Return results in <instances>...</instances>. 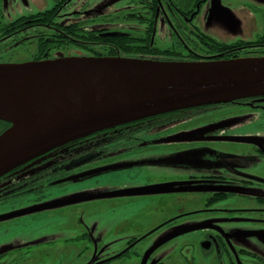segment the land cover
<instances>
[{
  "label": "flooded vegetation",
  "instance_id": "flooded-vegetation-1",
  "mask_svg": "<svg viewBox=\"0 0 264 264\" xmlns=\"http://www.w3.org/2000/svg\"><path fill=\"white\" fill-rule=\"evenodd\" d=\"M10 1L0 0V65L63 58L205 62L264 57V35L226 44V51L210 47L219 42L193 24L209 0H46L45 6L28 10L23 7L27 2L18 0L17 10H6ZM94 9L107 11L88 15ZM257 114L264 118V98L164 113L89 137L53 160L62 164L88 154L89 164L80 170L43 185H36L39 178L27 167L3 174L0 207L26 196L41 201L47 188L83 180L55 184L68 177L125 166L92 175L113 173L117 179L97 184L95 199L77 204L78 217L85 212L100 222L113 217L114 223L110 228L100 224L90 234L78 232L67 248L44 250L55 264H264V141L229 136L228 129L231 122H243L241 116L250 122ZM187 126L202 132L168 144L166 152L144 144L165 138L172 129L184 133ZM151 172L158 177L151 180ZM180 196L193 197L194 208H175L177 214L165 218V205L175 206L170 200ZM146 203L151 214L141 209ZM135 217L147 222L139 225ZM77 221L82 227L84 221Z\"/></svg>",
  "mask_w": 264,
  "mask_h": 264
},
{
  "label": "water",
  "instance_id": "water-1",
  "mask_svg": "<svg viewBox=\"0 0 264 264\" xmlns=\"http://www.w3.org/2000/svg\"><path fill=\"white\" fill-rule=\"evenodd\" d=\"M261 97L264 57L205 62L63 58L0 65V121L10 126L0 135V176L91 133ZM123 167L90 170L55 184Z\"/></svg>",
  "mask_w": 264,
  "mask_h": 264
},
{
  "label": "rangeland",
  "instance_id": "rangeland-1",
  "mask_svg": "<svg viewBox=\"0 0 264 264\" xmlns=\"http://www.w3.org/2000/svg\"><path fill=\"white\" fill-rule=\"evenodd\" d=\"M23 1H26L28 5L23 6L25 10L31 7L39 9L46 3V0ZM10 2L12 4L7 6L6 10L19 8L18 0H11ZM215 10H220L227 15L217 14ZM106 11L94 9L88 12V15L104 14ZM193 24L198 27L203 35L205 34L224 45L233 44L237 41H257L260 36L264 35V0H209L207 5L203 7L202 13L194 19ZM260 118L261 116L257 114L252 120L249 119L250 122H247V116H241L240 119L243 122H231L232 125L228 128L230 130L229 136L264 141V118ZM193 127L187 126L184 133L170 129L171 133L165 134V138L144 144L148 145L149 148L154 145L152 147L154 152H166L170 150L168 144L185 141L187 140L186 137L190 135H200L197 133L202 131L196 133L191 130ZM112 174H103L100 178L90 177L80 180V182H69L49 187L45 192L46 198L41 201L36 200L35 202L34 197L26 196L15 202L10 201L11 205L0 207V217L25 211L24 214L16 217L0 220V264H55V258H48L43 254L44 250L51 247L56 249L67 248L74 241L73 237L79 235L78 232L90 234L92 229L97 228L98 225L100 227V224L102 227L110 228L109 226L112 222L114 223L115 218L108 217L109 219H103L100 222L96 216L90 218L85 212L78 217L80 208L77 207V204L93 201L97 196L95 186L99 184L101 187L103 184L110 183L112 179L116 180L117 178L111 176ZM156 174L151 172V180L158 177ZM97 181L99 182L97 183ZM175 199L170 200L175 206L168 204L163 208L165 218L176 215L175 208H182L183 210H179L185 212L194 208L191 204L193 199L191 196H180L179 199ZM159 200L154 201V204H157ZM33 202L36 205H31ZM140 206L144 210L148 208L147 214H151L150 203ZM78 219L84 221L82 227L78 225ZM136 220L139 225L147 222V219L138 217H135L134 221Z\"/></svg>",
  "mask_w": 264,
  "mask_h": 264
},
{
  "label": "trees",
  "instance_id": "trees-1",
  "mask_svg": "<svg viewBox=\"0 0 264 264\" xmlns=\"http://www.w3.org/2000/svg\"><path fill=\"white\" fill-rule=\"evenodd\" d=\"M210 47L213 50L216 49L218 51L219 50L226 51V49L230 48L229 46H225L224 44H219L216 42H215L214 46H210ZM233 47H235V46H233ZM119 58H126V59L133 58V59L149 60V58L140 57V56L139 57H119ZM152 60H154V59H152ZM216 60H222V59H216ZM216 60H211V61H216ZM261 98H264V97H261ZM261 98H259V99H261ZM207 106H214V105H207ZM207 106H205V107H207ZM140 121H142V120H140ZM140 121H134V122H131L128 124H121V126L111 127L110 129L101 130V131L96 132V133L88 134V136L80 137L77 140H73L71 142H68L65 145H61V146H58L54 149L48 150V151H46V153L35 157V159H32L30 161L25 162L21 166H18V167L14 168L13 170H11L7 173H11V172H14L15 170L24 169V167H27L30 169V172L34 174L33 176L35 177V179L39 178L36 181V185H43V182L47 183L49 181H53L55 179H58V177L62 176L63 173L67 174L68 172H70L74 169H79L81 166H86L89 164V159L87 158L88 154H85L83 156L80 155L77 159L63 161V162H61L62 164L57 163L56 165L53 163L55 156H57V155L67 156V154L69 153V150L71 149V147L73 145L78 144L82 141H86L87 139H89V137L97 136L99 134L107 133L110 131H119L124 127L132 125V123H136V122H140ZM9 127H10L9 124L0 121V135H1V132L5 131ZM58 166H64V168L58 170L59 169ZM61 171H65V172H61ZM46 172H47V176L43 177V174H45Z\"/></svg>",
  "mask_w": 264,
  "mask_h": 264
}]
</instances>
